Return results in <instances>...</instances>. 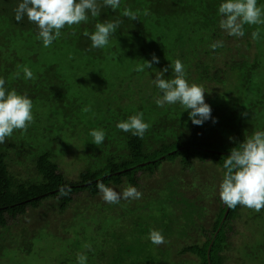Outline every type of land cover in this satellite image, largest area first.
<instances>
[{
    "label": "trees",
    "instance_id": "16d2710c",
    "mask_svg": "<svg viewBox=\"0 0 264 264\" xmlns=\"http://www.w3.org/2000/svg\"><path fill=\"white\" fill-rule=\"evenodd\" d=\"M219 2L121 0L116 12L102 10L97 18L120 19V28L108 46L92 49L83 33L94 31L96 19L66 26L61 38L44 48L34 24L15 20L18 0H0V77L8 89L30 96L34 115L31 133L16 130L0 144V230L40 208L45 218L59 217L77 204L83 210L74 220L80 227L75 252L87 255V264H264V209L229 208L209 188L222 180L231 149L264 130V26L245 25L243 37L228 36L239 42L237 59L217 66L213 62L225 46L213 51L210 45L225 37L218 27ZM125 9L137 19L123 16ZM257 27L261 36L254 40ZM153 54L159 57L157 70L179 59L187 80L230 87L223 104L210 105L215 123L196 126L178 104L156 106L155 73L137 70ZM25 66L33 80L23 78ZM171 75L169 67L165 76ZM86 107L90 111H83ZM138 112L150 125L143 139L116 128ZM92 129L105 131L102 145L91 143ZM67 132L83 146L79 161L85 164L76 179L67 178L58 162ZM201 170L207 188L203 205L182 193L185 178ZM98 183L118 192L135 186L143 195L107 204ZM62 188L70 189L67 195ZM213 197L216 210L207 205ZM152 229L163 234L164 244L148 241ZM246 233L252 242L236 246ZM184 256L195 258H178Z\"/></svg>",
    "mask_w": 264,
    "mask_h": 264
},
{
    "label": "clouds",
    "instance_id": "9594fccd",
    "mask_svg": "<svg viewBox=\"0 0 264 264\" xmlns=\"http://www.w3.org/2000/svg\"><path fill=\"white\" fill-rule=\"evenodd\" d=\"M121 6V0H18L14 9V18L19 23L27 18L38 29L37 39L42 42L44 48L52 46L62 36V30L67 26L72 28L82 23L87 24L96 19L94 31L85 30L83 35L91 41L92 49H104L109 45L110 39L115 36L122 21L99 20L102 10L116 12ZM123 16L133 21L137 15L131 9H125ZM216 15L219 17L218 27L228 36L240 38L245 35V25L264 26V4L258 0H220ZM254 40L261 36V30L257 27L251 33ZM223 47V41L217 40L210 45L215 51ZM138 67V71L144 72L151 69L155 78L151 77V84L157 90L154 97L158 108L165 105H179L188 111V117L193 125L202 126L206 121L212 120V108L205 101V93L202 85L189 83L186 78L185 66L181 60L171 62L172 75L165 76L169 67L162 70L153 68V64H159V57L152 55L151 60ZM19 75V73L17 74ZM25 81L33 80L34 75L30 68H23ZM6 80L0 77V144L6 138L13 136L14 131L26 132L28 126L34 121L33 101L25 93H18L15 89H8ZM83 111H90L84 108ZM150 125L144 120L143 112H138L127 119L116 123V128L132 136L143 139ZM91 143L100 146L105 142V131L92 129L89 131ZM224 174L219 183V197L223 204L229 208L237 205L260 212L264 209V130H257L251 136H246L238 148H233L230 155L223 162ZM97 188L102 200L107 204H119L123 200H139L142 193L135 186H128L122 192L98 183ZM67 191L61 189V195H67ZM148 241L153 245L165 243L163 234L155 229L149 231ZM88 257L85 254H77L75 264H87Z\"/></svg>",
    "mask_w": 264,
    "mask_h": 264
},
{
    "label": "rangeland",
    "instance_id": "374dc122",
    "mask_svg": "<svg viewBox=\"0 0 264 264\" xmlns=\"http://www.w3.org/2000/svg\"><path fill=\"white\" fill-rule=\"evenodd\" d=\"M224 34L225 37L223 40V44L225 47L222 51L223 53L219 54L215 58V62H213L217 66H225V62H229V58L237 59L236 47H238L239 42H237L234 38L228 39V35L226 33ZM205 60L207 62H210L209 59L207 60L205 58ZM188 81L189 83H195L192 81V79ZM198 85H202L204 90L206 91L205 101L209 105H211L212 103L223 104L226 101V95L230 89L229 86L224 87L222 85H214L211 83ZM133 97L136 100L139 99L137 86L134 87ZM125 102H127L126 97L123 98L122 103ZM114 103L117 102L115 101ZM36 107L37 105L34 106V108ZM27 130H29L31 133L32 128ZM33 133L35 134V136L38 135L37 131H34ZM39 133L42 132L39 131ZM67 134V137H69L62 144V154L59 156L58 162L60 164L62 173L67 178L76 179L78 171L85 164H82L79 161V158L83 152V146L78 136H73L71 132H67ZM33 138H35L36 141L38 140V136ZM15 170L21 169H19L17 166H14L13 171ZM205 172V170H201V172L192 174V176H187L185 178V184L187 185V187H185L182 191L183 195H185L187 199H196V201L201 205L206 204L205 202L207 201L205 197L207 188L204 187L203 180ZM193 183H195L196 186L192 191L191 189ZM218 186L219 184H217L216 188H213L211 186H209V188H211L213 192L219 195ZM211 202V205H209L208 202V207H210L211 210H216L218 205L214 197L211 199ZM79 210L82 211L83 207L80 206L79 208L76 204L71 207L64 215H61L59 217L51 216L45 218L42 216L43 210L40 208L35 211L36 214L32 212L30 213V215L28 214L14 224L12 223L7 229L0 230V264H75V251L77 248L74 242L78 239L76 230H79L80 227L76 226L78 224V221L74 224V220L77 219ZM209 216L213 217L214 215L210 214ZM70 224H74V226H69ZM203 225L208 226L207 222H204ZM246 242H252L249 234L247 233L244 237H242V239L236 240L235 244L236 246H241ZM185 245V242L181 243V246ZM178 258H185L184 260L192 262L195 257L184 256ZM232 264H234V262Z\"/></svg>",
    "mask_w": 264,
    "mask_h": 264
}]
</instances>
